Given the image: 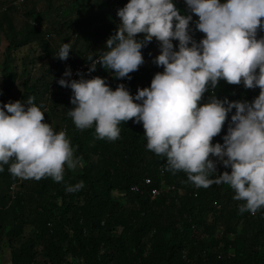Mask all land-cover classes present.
Returning <instances> with one entry per match:
<instances>
[{
	"label": "trees",
	"instance_id": "1",
	"mask_svg": "<svg viewBox=\"0 0 264 264\" xmlns=\"http://www.w3.org/2000/svg\"><path fill=\"white\" fill-rule=\"evenodd\" d=\"M15 1L5 0L0 10V35L7 43L0 101L6 104L35 96L38 105L43 102L48 108L46 122L60 117L56 131L66 130L73 147L79 146L75 154L83 157L84 166L76 173L66 168L62 183L50 177L39 181L14 178L4 166L0 172V245L4 240L9 242L11 264H264V209L256 215H241V202L233 199L228 185L198 189L188 182L186 173L165 170V159L147 149L142 123L122 122L120 138L110 142L95 139L94 127L76 129L67 115L74 107L70 102L73 93L70 88L59 87L56 80L69 67L90 64L86 60L89 56L98 58L120 24L117 10L129 0H70L64 6L47 0L48 10L39 13L34 3L22 6L29 0L20 6H15ZM174 3L182 14H192L185 0ZM21 7L27 21L17 30L14 15ZM53 13L61 18L56 24L64 29L56 34L60 42L56 49L49 47L40 30L42 24L56 26L51 21ZM192 15L190 27L199 41L204 34L195 30L198 17ZM74 34L72 49L81 43L83 53L71 50L66 61L59 60L55 53ZM259 35L264 36V30ZM153 41L142 49L149 69L144 63L130 74L131 79H116L100 65L90 75L89 67L85 69V78L102 74L113 90L123 83L135 96L163 71L153 63L160 49L159 44L158 50L153 49ZM35 42L39 54L31 45ZM173 43L178 50L179 42ZM43 58L50 59L51 65L38 69L40 75L33 77ZM259 91L223 80L215 90L220 99L248 102ZM208 96L205 94L201 103L207 102ZM234 113L235 109L213 143H223ZM224 171L231 169L223 167L219 173ZM145 178L151 184L145 185ZM80 181L84 182L82 189L72 193L65 190L66 185ZM153 188L161 189L160 194L151 197Z\"/></svg>",
	"mask_w": 264,
	"mask_h": 264
},
{
	"label": "clouds",
	"instance_id": "2",
	"mask_svg": "<svg viewBox=\"0 0 264 264\" xmlns=\"http://www.w3.org/2000/svg\"><path fill=\"white\" fill-rule=\"evenodd\" d=\"M198 17L182 14L174 0H129L117 10L120 24L97 57L89 56L88 74L100 65L116 79H131L145 63L142 49L155 39L160 54L153 63L162 67L150 87L135 96L125 84L115 90L105 78L59 79L73 95L67 115L78 130L92 129L97 140L116 141L120 124L142 123L147 149L166 161L165 170L184 172L196 188L228 185L241 202L239 214L264 209V0H185ZM16 6V5H15ZM142 35L143 38H140ZM174 41H178L177 46ZM72 50L64 43L56 58L66 61ZM158 50V48H157ZM62 76V75H61ZM71 77L70 67L64 73ZM247 89L259 88L251 102L220 99V81ZM57 81V80H56ZM2 94V93H0ZM209 94L208 100H204ZM235 109L223 143H213L228 115ZM47 106L26 101H0V172L8 166L14 178L64 182L66 168L83 167L66 130L46 122ZM215 158V159H214ZM218 164L231 171L219 173ZM84 187L80 181L66 185L69 193Z\"/></svg>",
	"mask_w": 264,
	"mask_h": 264
},
{
	"label": "rangeland",
	"instance_id": "3",
	"mask_svg": "<svg viewBox=\"0 0 264 264\" xmlns=\"http://www.w3.org/2000/svg\"><path fill=\"white\" fill-rule=\"evenodd\" d=\"M4 1L5 0H0V10H2L5 7ZM46 1L47 0H29L27 3L25 2L24 4H22L23 3L22 2L21 4H22V6H26V4H28L27 6H29L32 3H34L35 11L37 13H39V12H45V11L48 10V6L46 4ZM101 1H105V0H101ZM59 3H60L61 6H64V4H69L70 0H54L53 5L54 6H58ZM21 4H19V6ZM59 20H61V18L59 16H57L56 13H53L52 17H51V21L56 24V22L59 21ZM24 21L26 22L27 18L25 17V15H23V8L21 7L20 13L18 15L17 14L14 15V23H15L14 25H15L17 30L23 25V23H25ZM30 23L34 24L33 22H30ZM40 30L43 31L42 37H44V40H46L48 42V45H49L50 48L56 49V48H58L60 46L59 37H57L56 34L58 32H63L64 29L61 28V26L59 24L58 25L56 24L55 27H51V25L47 26L46 24H42ZM75 38H76V35L74 34L72 36V39L70 40V43H71L72 46L75 43L74 42ZM31 45L33 47H35L36 54H39V46H38V44L36 43V45L35 44H31ZM75 45H76V48L72 49V52H75V53L82 52L83 53L84 48H83L82 44L81 43H77ZM6 46H7L6 41H4L3 36L0 35V85H1V69H2V64L4 62V55H5L4 50H5ZM24 49H26V47ZM41 52H42V50H41ZM157 54L158 55L160 54V49L157 51ZM51 63H52V61L50 59H47V58L46 59L43 58V60H40L39 63L37 64V67H35L34 71L32 72L33 73L32 74L33 77H38L40 75L38 73V69L43 68V69L46 70L47 66L51 65ZM144 68L145 69H149L148 63L144 64ZM102 77L105 78V79L107 78V76H103V75H102ZM17 85L19 86V84H17ZM56 113L58 115V111ZM57 122H60V117L59 116H57L55 119H51L50 118V119L47 120V123H51L54 128H55V124ZM55 129H57V128H55ZM71 171H73V170H71ZM79 171H80V167H77V169H75L73 171V173H76V172H79ZM114 195L120 197V195H118L117 193H114ZM216 208H219V206L217 205ZM30 229H31V227L26 228L25 231L29 232ZM9 246H10V244H9V242H7V240H4V242L0 245V264H11ZM182 259H184V257ZM185 261L187 263H189V260L186 259Z\"/></svg>",
	"mask_w": 264,
	"mask_h": 264
},
{
	"label": "built area",
	"instance_id": "4",
	"mask_svg": "<svg viewBox=\"0 0 264 264\" xmlns=\"http://www.w3.org/2000/svg\"><path fill=\"white\" fill-rule=\"evenodd\" d=\"M23 1H24V0H16L13 4L16 5V6H18V5L21 4ZM152 47H153V49L157 50V48H158V43H157L156 41H153ZM88 67H90V64H87V65H85V64H77V65H75V66H73V67H70V69H71V71H72V76H71V77H65V76H64V73H65V71L67 70V69H66V70H64L62 76H61L59 79H61V78L68 79V80L76 79L77 77H79V76L77 75V72H78V71H80V72H84V70L87 69ZM97 76L102 77L101 74H98ZM102 78H103V77H102ZM59 79L56 81V84H57L59 87H62V86H60L59 83H58ZM214 159H215V158H214ZM223 167H224V166H223L222 164H218V171L220 172V170H221ZM144 184H145V185H147V184H148V185L151 184L150 179H149V178H145V179H144ZM14 190H15V188H14V187H11V191L13 192ZM132 190H136V187L132 188ZM160 192H161V189L153 188V189L151 190V192H150V195H151V197H155V196L159 195Z\"/></svg>",
	"mask_w": 264,
	"mask_h": 264
}]
</instances>
